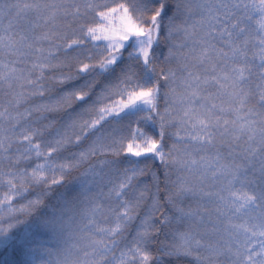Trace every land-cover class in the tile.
<instances>
[{
  "label": "snow or ice",
  "instance_id": "snow-or-ice-1",
  "mask_svg": "<svg viewBox=\"0 0 264 264\" xmlns=\"http://www.w3.org/2000/svg\"><path fill=\"white\" fill-rule=\"evenodd\" d=\"M0 183V264H264V0H0Z\"/></svg>",
  "mask_w": 264,
  "mask_h": 264
},
{
  "label": "trees",
  "instance_id": "trees-1",
  "mask_svg": "<svg viewBox=\"0 0 264 264\" xmlns=\"http://www.w3.org/2000/svg\"><path fill=\"white\" fill-rule=\"evenodd\" d=\"M98 3H100L101 5L107 4L108 6H112L114 7L116 5V3L119 2V0H97ZM100 10H104L103 8H101ZM91 23L93 24V26L97 27V32L96 35L100 36L101 39L96 40V41H89L86 45L87 49H90L92 51V53L94 55H99L101 53H103L105 46L109 43L110 40L114 41L116 39H118V35H119V28H120V21L117 18V14H113L112 16H110L108 18V20H101L98 16H95V14L93 13L90 17ZM104 37H108V39H105ZM157 55L159 56V54L161 52H166V48L161 45L159 48H157ZM162 59V57H161ZM121 101V97L119 95H112L111 99L109 101H107V103L115 108L116 110H118V106L120 104ZM161 108H163V101H161ZM51 119V117H50ZM125 124H127V121L124 122ZM141 128H143L145 131H147L149 134H155L158 132L159 130V125H151L148 123H141ZM45 138H48V134L45 133ZM129 159H137L135 157H129ZM140 160H143V158H140ZM39 162V161H36ZM147 164L149 166H151V168L153 170L156 169H160L161 165L159 160H147ZM124 166L127 167V161H124ZM141 166H143V164H141ZM6 186H4L2 183H0V198H2L3 193L6 191ZM59 191H63V188H59ZM37 195L36 191L31 192L28 195V199H34L35 196ZM27 200H21V199H17L13 201V206L14 207H18L21 203H26ZM13 215H17L16 213H13ZM10 221V218L8 216V206L7 205H0V226L3 227H7V224ZM130 238V237H129ZM40 239L43 240H47L49 241L48 243V247H52L53 251H55L56 249V242L54 240H52L50 237L48 236H41ZM7 255L6 252H0V258H2L3 256ZM15 258L17 260L21 259V253L19 251L16 252L15 254ZM45 259L47 257H44ZM29 264H31V262H29ZM169 264H187V261L184 260L183 258L179 259V260H175V261H171L169 262Z\"/></svg>",
  "mask_w": 264,
  "mask_h": 264
}]
</instances>
